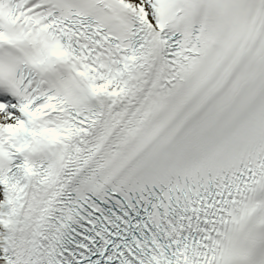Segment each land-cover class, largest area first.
Returning <instances> with one entry per match:
<instances>
[{"label":"snow or ice","instance_id":"6c2138e0","mask_svg":"<svg viewBox=\"0 0 264 264\" xmlns=\"http://www.w3.org/2000/svg\"><path fill=\"white\" fill-rule=\"evenodd\" d=\"M0 264H264V0H0Z\"/></svg>","mask_w":264,"mask_h":264}]
</instances>
